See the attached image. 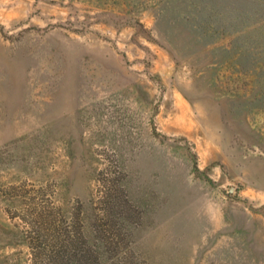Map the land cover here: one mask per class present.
Instances as JSON below:
<instances>
[{
	"label": "rangeland",
	"instance_id": "rangeland-1",
	"mask_svg": "<svg viewBox=\"0 0 264 264\" xmlns=\"http://www.w3.org/2000/svg\"><path fill=\"white\" fill-rule=\"evenodd\" d=\"M0 264H264V0H0Z\"/></svg>",
	"mask_w": 264,
	"mask_h": 264
}]
</instances>
